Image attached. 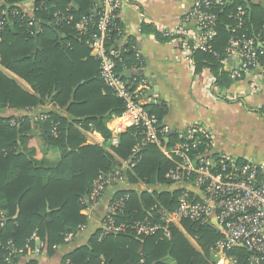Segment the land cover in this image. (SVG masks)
<instances>
[{"label":"trees","instance_id":"16d2710c","mask_svg":"<svg viewBox=\"0 0 264 264\" xmlns=\"http://www.w3.org/2000/svg\"><path fill=\"white\" fill-rule=\"evenodd\" d=\"M26 1L4 0L3 5L9 24L0 36L1 64L24 78L33 93L22 88L0 68V264H5L4 255L8 254L5 247L11 240L16 246L24 247L36 232L51 250L64 243L66 234L87 224L88 215L82 211L89 207L86 196L91 192L94 180L100 173L120 169L140 139L137 130L129 128L121 134L120 144L113 147V154L105 147L86 144V138L76 128V124H82L86 129H96L108 145L110 131L107 122L125 109L124 102L101 79L100 62L91 55L86 37L79 36L75 27L85 15L97 18L99 1L36 2L34 19L51 24H44L38 35L36 26L27 25L30 15L26 14L25 21L22 11L15 14L16 10H22L19 3ZM239 5L246 8L248 22L245 30H237L235 34L255 36L261 30L264 25L261 7L252 6L248 10L242 0L229 1L224 8L216 6L218 24L214 52L193 53L197 71L205 65L214 71L223 67L220 60L226 55L234 34L232 28L236 25L230 15ZM57 10L69 12L74 19L70 23L55 24L53 14ZM114 24L107 45L122 53L117 71L122 74L125 70L143 67L145 63L136 55L134 41L119 46L122 25L118 19H114ZM143 31L155 33L161 42L170 40L165 32H157L150 25H143ZM260 62L264 67V54L260 55ZM49 101L68 113L63 116L54 110L43 112L49 116L44 121L46 144L61 151L56 165L40 158L35 145H31L34 132L29 116L2 113L3 110H29ZM146 108L157 114L163 123L168 111L165 105L157 102L146 105ZM54 123H57V134L52 132ZM141 155L140 162L131 171H126L123 188L114 194L116 198H126L124 212L115 215L119 222L143 219L158 201L169 208L175 207L173 193L162 190L163 186L171 185L165 178L170 161L156 145L145 147ZM142 183L151 191L140 190ZM182 226L197 239L202 251L196 249L177 226L172 227L169 239H162L160 235L138 237L132 231L110 232L100 239L103 230L100 228L91 237L89 247L75 251L68 264H140L141 261L143 264H168V260L175 264H211L210 248L219 239L218 232L192 221H183Z\"/></svg>","mask_w":264,"mask_h":264},{"label":"built area","instance_id":"2783aa9c","mask_svg":"<svg viewBox=\"0 0 264 264\" xmlns=\"http://www.w3.org/2000/svg\"><path fill=\"white\" fill-rule=\"evenodd\" d=\"M38 1L45 0L19 3L22 10L15 12L20 14L22 11L25 21L26 14L30 15L27 21L29 27L39 23L32 16L37 10ZM123 1L102 0L100 9L96 11V19L85 15L75 23L78 35L86 37L91 54L100 62L101 79L125 104L124 111L109 120L111 146L117 147L121 134L131 127L140 135L131 157L122 162L120 169L100 173L94 180L86 198L89 207L85 210L99 206L113 185L126 182V171H131L140 162L141 151L149 145H156L170 161L171 166L165 178L177 187V194L175 207L169 208L158 201L152 206L149 215L132 222L116 220L115 215L125 210L126 198L113 195L103 215L100 239L110 232L126 231H132L138 237L160 235L162 239H169L172 227L184 229L182 222L192 221L220 235L211 246L215 264H264V164L243 160L226 152L215 157L210 150L212 136L199 124L193 122L175 132L162 123L157 114L146 108L144 100L157 103L159 96L149 92L147 80L136 78L135 84H132L124 78L117 71V64L123 59L121 51L107 45L109 34L115 26V13ZM29 3L34 5L32 10L27 7ZM4 4V0H0V36L9 24ZM227 4L226 0H196L188 16L195 18L198 31L176 26L165 31V36L179 44L186 60L193 61L192 55L197 51L213 53L218 24L214 8H224ZM230 18L236 25L232 28L234 34L226 56L237 60L231 77L239 80L257 71L264 74L260 62V55L264 54V25L255 36L235 34L237 30H245L248 22L247 10L243 5H239ZM73 19L72 14L62 10L53 14V21L58 25L70 23ZM254 77L250 79V85L256 90L259 87L258 77ZM48 117L44 114L41 119L44 122ZM56 130L57 123H54L52 132L57 134ZM140 190L151 191L143 183L140 184ZM84 228L85 225H80L76 232L66 234L65 241L72 240ZM39 238L35 232L24 247L9 241L5 247L8 251L3 259L5 264H14L18 258L37 252L39 247L34 245L35 241L40 242V247H46V243Z\"/></svg>","mask_w":264,"mask_h":264},{"label":"crops","instance_id":"0c3cea01","mask_svg":"<svg viewBox=\"0 0 264 264\" xmlns=\"http://www.w3.org/2000/svg\"><path fill=\"white\" fill-rule=\"evenodd\" d=\"M195 1L124 0L115 13V19H118L122 25L119 46L124 47L129 40L134 41L136 55L142 58L145 65L139 69L125 70L122 74L132 84H135L136 78L147 80L150 86L149 92L159 96L158 102L168 109L163 123L175 132L195 122L212 136L210 150L215 157L226 152L243 160L264 164V74H259L257 71L256 74H249L244 79H233L231 71L237 66V60L226 55L220 60L223 66L221 69L214 71L205 65L202 70L197 71L193 55V61L186 60L177 42L170 40L161 42L155 33L143 31L145 24L160 33L174 29L176 26L198 31L195 18L188 16ZM226 1L233 2V0ZM242 1L245 2L248 10L252 6L264 10V0ZM27 7L32 10L34 5L29 3ZM44 24L51 26L47 21L45 23L39 21L36 35L42 32ZM0 68L13 77L22 88L33 93L30 84L24 78L2 66L1 57ZM254 76L258 77L259 87L256 90L250 85V79ZM144 102L146 105L153 103L148 100ZM48 110L68 116L66 110L53 105L51 101L29 110L14 112L3 110L2 113L17 117L29 116L34 132L31 145H35L40 158H46L50 164L56 165L60 160L61 151L47 146L45 124L44 128L41 125L43 122L41 117L45 114L43 112ZM107 127L109 129V121ZM76 128L86 138V144L105 147L115 154L113 146L110 143L107 145L101 132L96 129H86L82 124H76ZM121 187L123 188V184L113 185L99 206L82 211L83 214L88 215L89 221L85 224L84 230L78 232L72 240H64L63 244L55 245L51 250L47 246L40 247V242L35 241L34 245L39 247L37 252L18 258L14 264H68L69 257L76 254L75 251L89 247L94 233L100 228L103 229V215L108 200L121 190ZM176 189L177 187L172 184H167L162 190L171 191L175 198ZM48 211H51L50 207ZM4 214L1 213L2 217ZM18 214L19 211L16 216ZM181 230L188 234L185 229ZM39 240L44 241L41 238Z\"/></svg>","mask_w":264,"mask_h":264},{"label":"rangeland","instance_id":"374dc122","mask_svg":"<svg viewBox=\"0 0 264 264\" xmlns=\"http://www.w3.org/2000/svg\"><path fill=\"white\" fill-rule=\"evenodd\" d=\"M185 235L187 236V238L189 239V241L195 246L196 249H198L199 251H202V248L198 244V241H197V239L195 237H192L189 234H185ZM210 252H211V248H210ZM209 262L211 264H215L214 263L213 256H212V253H210ZM168 264H175V262L173 260H168Z\"/></svg>","mask_w":264,"mask_h":264},{"label":"water","instance_id":"95a60500","mask_svg":"<svg viewBox=\"0 0 264 264\" xmlns=\"http://www.w3.org/2000/svg\"><path fill=\"white\" fill-rule=\"evenodd\" d=\"M99 1V6L101 7V4H102V0H98ZM72 2L73 3H75V1L74 0H72ZM43 23H45V22H43ZM41 125L43 126V128H44V123L43 122H41ZM166 141H168V139H166Z\"/></svg>","mask_w":264,"mask_h":264}]
</instances>
